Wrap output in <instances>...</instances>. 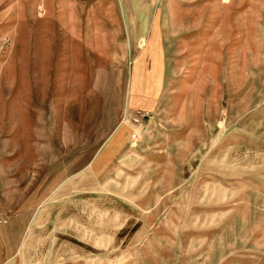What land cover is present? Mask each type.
I'll return each instance as SVG.
<instances>
[{
	"label": "rangeland",
	"instance_id": "obj_1",
	"mask_svg": "<svg viewBox=\"0 0 264 264\" xmlns=\"http://www.w3.org/2000/svg\"><path fill=\"white\" fill-rule=\"evenodd\" d=\"M0 264H264V0H0Z\"/></svg>",
	"mask_w": 264,
	"mask_h": 264
},
{
	"label": "built area",
	"instance_id": "obj_2",
	"mask_svg": "<svg viewBox=\"0 0 264 264\" xmlns=\"http://www.w3.org/2000/svg\"><path fill=\"white\" fill-rule=\"evenodd\" d=\"M146 117H150L149 111H145L143 109H137L133 115V121L136 123H142L143 119H146Z\"/></svg>",
	"mask_w": 264,
	"mask_h": 264
},
{
	"label": "crops",
	"instance_id": "obj_3",
	"mask_svg": "<svg viewBox=\"0 0 264 264\" xmlns=\"http://www.w3.org/2000/svg\"><path fill=\"white\" fill-rule=\"evenodd\" d=\"M117 135V134H116Z\"/></svg>",
	"mask_w": 264,
	"mask_h": 264
}]
</instances>
